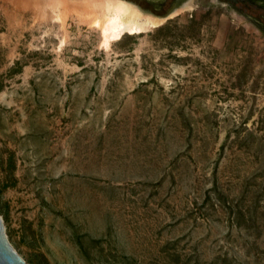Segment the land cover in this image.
<instances>
[{
  "label": "rangeland",
  "instance_id": "obj_1",
  "mask_svg": "<svg viewBox=\"0 0 264 264\" xmlns=\"http://www.w3.org/2000/svg\"><path fill=\"white\" fill-rule=\"evenodd\" d=\"M16 1L0 0V216L17 252L264 264V0H182L109 48L86 0Z\"/></svg>",
  "mask_w": 264,
  "mask_h": 264
},
{
  "label": "bare ground",
  "instance_id": "obj_2",
  "mask_svg": "<svg viewBox=\"0 0 264 264\" xmlns=\"http://www.w3.org/2000/svg\"><path fill=\"white\" fill-rule=\"evenodd\" d=\"M40 1L17 0L16 3L19 7L26 8L31 4H39ZM56 2L59 3V0ZM84 6L86 7L85 12L90 17L91 25L101 31L103 45L106 48H109L113 41L123 38L125 34L144 33L152 27L161 25L167 19L145 13L137 4L129 0H86ZM56 18L62 19V15L58 13Z\"/></svg>",
  "mask_w": 264,
  "mask_h": 264
},
{
  "label": "water",
  "instance_id": "obj_3",
  "mask_svg": "<svg viewBox=\"0 0 264 264\" xmlns=\"http://www.w3.org/2000/svg\"><path fill=\"white\" fill-rule=\"evenodd\" d=\"M182 0H176L172 3L169 10L164 15L159 17L168 18L174 9L179 5ZM140 7V6H139ZM143 11V8H141ZM155 15V14H153ZM158 16V15H155ZM0 264H29L14 248L5 232V226L2 217L0 216Z\"/></svg>",
  "mask_w": 264,
  "mask_h": 264
}]
</instances>
